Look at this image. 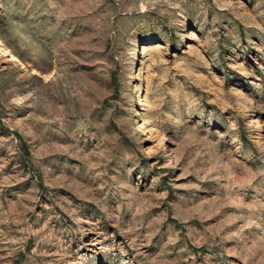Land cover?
Listing matches in <instances>:
<instances>
[{
	"label": "rangeland",
	"instance_id": "1",
	"mask_svg": "<svg viewBox=\"0 0 264 264\" xmlns=\"http://www.w3.org/2000/svg\"><path fill=\"white\" fill-rule=\"evenodd\" d=\"M0 264H264V0H0Z\"/></svg>",
	"mask_w": 264,
	"mask_h": 264
},
{
	"label": "trees",
	"instance_id": "2",
	"mask_svg": "<svg viewBox=\"0 0 264 264\" xmlns=\"http://www.w3.org/2000/svg\"><path fill=\"white\" fill-rule=\"evenodd\" d=\"M112 79H113V82L116 81V75L115 74L112 76Z\"/></svg>",
	"mask_w": 264,
	"mask_h": 264
}]
</instances>
